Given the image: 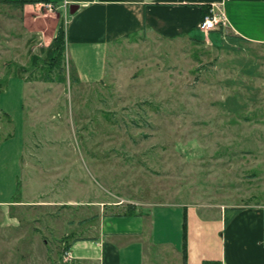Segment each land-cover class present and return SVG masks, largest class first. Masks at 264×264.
<instances>
[{"label": "rangeland", "instance_id": "1", "mask_svg": "<svg viewBox=\"0 0 264 264\" xmlns=\"http://www.w3.org/2000/svg\"><path fill=\"white\" fill-rule=\"evenodd\" d=\"M64 21L55 4L0 1V199H17L0 203V264H69L65 202L119 201L129 182L264 204V43L221 24L208 30L230 37L211 44L133 35L81 82Z\"/></svg>", "mask_w": 264, "mask_h": 264}, {"label": "crops", "instance_id": "2", "mask_svg": "<svg viewBox=\"0 0 264 264\" xmlns=\"http://www.w3.org/2000/svg\"><path fill=\"white\" fill-rule=\"evenodd\" d=\"M44 1L65 12L66 56L81 82L103 79L109 49L133 35L205 44L229 38L227 32L199 26L211 12L223 19L231 38L264 43V0H65V5L64 0H39L23 6L39 8ZM71 5H76L73 11ZM146 191L129 182L124 185V197L114 194L119 201L81 198L65 202L78 215L67 232L65 261L183 264L185 216V264H264V204H228L213 199L210 192L197 193L191 188L151 195ZM122 200L125 210L105 212V207H112L109 204ZM11 202L17 199H0V203Z\"/></svg>", "mask_w": 264, "mask_h": 264}, {"label": "built area", "instance_id": "3", "mask_svg": "<svg viewBox=\"0 0 264 264\" xmlns=\"http://www.w3.org/2000/svg\"><path fill=\"white\" fill-rule=\"evenodd\" d=\"M66 1L64 0V5H65ZM42 4H46L47 6L51 7L54 3H52L51 1H44L42 2ZM224 21L222 18L216 17V15L211 12V13H207L205 14L201 21L199 22V26L205 30L208 29H213L216 28L218 24H221L222 26Z\"/></svg>", "mask_w": 264, "mask_h": 264}, {"label": "trees", "instance_id": "4", "mask_svg": "<svg viewBox=\"0 0 264 264\" xmlns=\"http://www.w3.org/2000/svg\"><path fill=\"white\" fill-rule=\"evenodd\" d=\"M3 2H8V3H14V4H24V2H35L39 0H0ZM74 70V76H73V81H78L79 78L77 76V73ZM182 238H183V264H185V238H186V220L185 216H183V222H182ZM203 264H219L217 262H210V261H204Z\"/></svg>", "mask_w": 264, "mask_h": 264}, {"label": "water", "instance_id": "5", "mask_svg": "<svg viewBox=\"0 0 264 264\" xmlns=\"http://www.w3.org/2000/svg\"><path fill=\"white\" fill-rule=\"evenodd\" d=\"M75 6H76V5H71L70 8H69V10H70V11H73Z\"/></svg>", "mask_w": 264, "mask_h": 264}]
</instances>
